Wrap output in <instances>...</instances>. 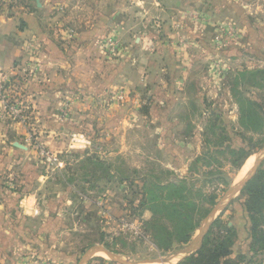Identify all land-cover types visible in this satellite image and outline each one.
<instances>
[{"label":"rangeland","instance_id":"374dc122","mask_svg":"<svg viewBox=\"0 0 264 264\" xmlns=\"http://www.w3.org/2000/svg\"><path fill=\"white\" fill-rule=\"evenodd\" d=\"M43 2L0 0V14L39 24L0 69V264H180L206 220L162 254L137 207L185 179L238 228L232 263L264 264L239 191L264 171V130L240 120L242 101L264 113V0ZM46 42L63 60L79 48L80 80L64 67L67 84L51 82ZM228 148L244 149L238 167Z\"/></svg>","mask_w":264,"mask_h":264},{"label":"trees","instance_id":"16d2710c","mask_svg":"<svg viewBox=\"0 0 264 264\" xmlns=\"http://www.w3.org/2000/svg\"><path fill=\"white\" fill-rule=\"evenodd\" d=\"M248 107L241 102L240 120L245 130L261 132L264 130V113L260 111L257 104L247 101ZM221 115V114H220ZM226 129V128H225ZM235 152L228 148L230 154L238 155L233 165L238 167L239 162L245 159L244 149ZM201 163V160L196 162ZM194 173L193 171H191ZM196 174V173H194ZM219 176H223L220 173ZM224 182H229L226 176L222 177ZM187 179L176 181L168 186H161L160 195L155 191L146 192L142 197V203L137 209L151 212L155 219L149 221L148 230H151L155 245L159 252L165 254L170 252L175 244H188L192 239L193 232L199 224L206 220L209 211L200 207L201 203L214 206L216 195H206L204 192H194L188 188ZM243 193L247 197L246 210L249 217V228L247 239L251 240L250 250L254 254L264 253V171L259 170L246 183ZM201 197L197 202L196 198ZM165 221V222H164ZM239 233L234 226L223 221L217 216L210 229L203 238L200 250L193 256L185 259L180 264H234L229 259L236 235ZM241 264V262H240Z\"/></svg>","mask_w":264,"mask_h":264},{"label":"crops","instance_id":"0c3cea01","mask_svg":"<svg viewBox=\"0 0 264 264\" xmlns=\"http://www.w3.org/2000/svg\"><path fill=\"white\" fill-rule=\"evenodd\" d=\"M40 1H41L40 8L42 7L44 8V4H43L44 0H40ZM21 22L24 23L23 30L20 29ZM38 30H39L38 16H36L35 14L21 15V18L17 16H12V14L9 16L0 14V69H10V67H12L13 63L16 60H18V58L22 55L21 44L23 38H25V36L39 33ZM46 46L48 51L46 57L48 63L47 66H49V64L50 65L58 64V66H55L54 68L49 67L51 73L49 78L51 82H59L62 86L67 84L66 83V79L68 78L66 76L67 74H65V76L63 77L62 74L59 72V68L61 69L64 67L71 69L70 78H72L75 81L81 79L79 77L80 76L79 69L78 68L76 69L77 67L76 63L80 58V56H83L84 54L79 52V48H77L76 51L73 52L70 57H68V59L63 60L62 58H60V54L55 52L54 46L51 43L46 42ZM55 71H57V73L55 74L56 77L54 76ZM89 76H91V74ZM86 88H90V87H86Z\"/></svg>","mask_w":264,"mask_h":264},{"label":"water","instance_id":"95a60500","mask_svg":"<svg viewBox=\"0 0 264 264\" xmlns=\"http://www.w3.org/2000/svg\"><path fill=\"white\" fill-rule=\"evenodd\" d=\"M36 2H37L38 7L40 8V7H41L40 0H36ZM263 159H264V156L261 157L259 161H261V160H263ZM255 173H256V172L252 173L251 176H249L248 179H246V181L244 182V184L239 188V191H241V190L245 187L246 183H247V182H248V181H249V180L255 175ZM216 213H217V209H214L213 212L208 216V218H207L206 221L204 222L203 227H202V231H203L204 234H203V236L200 238V240H199V241L193 246V249H196L197 247H199V246L201 245V243H202V241H203V238H204V236H205L206 233H207L206 231H207V229L209 228V221H210L211 219H216V218H217ZM97 251H99V252H103V253H106V254L109 255L110 257H114V255H112L108 250H106V249L103 248V247H96V248L93 249V252H97ZM145 262H149V263H159V264H164V263H166V261L163 260V259H157V260H151V261H145Z\"/></svg>","mask_w":264,"mask_h":264}]
</instances>
